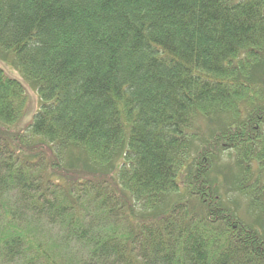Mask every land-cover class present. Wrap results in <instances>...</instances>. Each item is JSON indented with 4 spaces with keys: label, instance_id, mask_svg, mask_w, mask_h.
Masks as SVG:
<instances>
[{
    "label": "trees",
    "instance_id": "obj_1",
    "mask_svg": "<svg viewBox=\"0 0 264 264\" xmlns=\"http://www.w3.org/2000/svg\"><path fill=\"white\" fill-rule=\"evenodd\" d=\"M0 59V264H264V0H0Z\"/></svg>",
    "mask_w": 264,
    "mask_h": 264
},
{
    "label": "rangeland",
    "instance_id": "obj_2",
    "mask_svg": "<svg viewBox=\"0 0 264 264\" xmlns=\"http://www.w3.org/2000/svg\"><path fill=\"white\" fill-rule=\"evenodd\" d=\"M0 68H2L8 76L18 80L24 87L25 94L27 97V104H26V109L24 111V114H23L22 118L20 119V121L18 122V126L20 128H23L32 121L33 115L38 108L40 98H39V94H38L37 82L28 79L22 73V71L20 69H18L17 67H15L14 65H12L11 63H9L7 61H2L1 59H0ZM30 82L36 83V87L32 86ZM200 124H201V127H203L202 125H204V123L200 122ZM225 158L226 157H223L222 159H225ZM235 172H236L235 166H231V167L225 169V173L228 174L229 176L231 174H234ZM215 173H218L219 176L222 175L221 169L216 170ZM233 177H235V176H233ZM180 190L182 193L184 192V188L182 186H180ZM224 190H226L224 187L220 188V192H225ZM229 191L230 190H228V192ZM227 195H228V193H227ZM232 195H234V193L232 191H230V196H232ZM236 196H238L237 193L234 197L236 198Z\"/></svg>",
    "mask_w": 264,
    "mask_h": 264
}]
</instances>
